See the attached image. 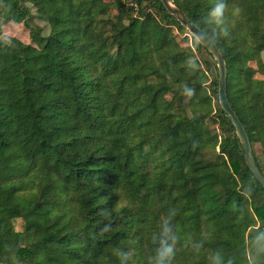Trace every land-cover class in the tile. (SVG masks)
<instances>
[{"label": "trees", "instance_id": "trees-1", "mask_svg": "<svg viewBox=\"0 0 264 264\" xmlns=\"http://www.w3.org/2000/svg\"><path fill=\"white\" fill-rule=\"evenodd\" d=\"M110 1L0 0L3 24L50 26L32 30L38 47L0 38V264H119L117 247L147 264L168 214L173 264H208L213 250L264 264L252 246L264 188L219 103L217 62L196 39L181 47L186 28L161 0ZM171 1L220 49L264 176V0H224L227 35L208 22L216 0ZM190 49L211 59L209 87Z\"/></svg>", "mask_w": 264, "mask_h": 264}, {"label": "clouds", "instance_id": "clouds-1", "mask_svg": "<svg viewBox=\"0 0 264 264\" xmlns=\"http://www.w3.org/2000/svg\"><path fill=\"white\" fill-rule=\"evenodd\" d=\"M225 3L224 0H216L214 6L209 10L208 22L216 27L214 33L219 32L227 35L224 17ZM184 92L191 96L193 89L185 88ZM109 230L108 226L103 228L104 232ZM176 232L172 223V215L160 216L157 220L156 230L150 235L151 249L147 257V264H173L176 256ZM252 246L257 253L264 252V231H259L253 237ZM199 245H197V248ZM115 255L118 257L119 264H131L133 258L132 249L115 248ZM208 264H232V261L225 260L219 250L209 252Z\"/></svg>", "mask_w": 264, "mask_h": 264}, {"label": "water", "instance_id": "water-1", "mask_svg": "<svg viewBox=\"0 0 264 264\" xmlns=\"http://www.w3.org/2000/svg\"><path fill=\"white\" fill-rule=\"evenodd\" d=\"M162 4L169 12V14L175 16L179 23L184 26L214 57L217 62V68L219 73V103L223 111L230 117L237 134L240 138L244 149L245 161L249 169L252 171L257 181L264 188V176L259 170L252 153L251 143L247 134V131L242 124L241 120L233 110L228 97H227V68L220 49L214 44V42L202 32L194 23H192L185 15V13L173 4L171 0H161Z\"/></svg>", "mask_w": 264, "mask_h": 264}, {"label": "rangeland", "instance_id": "rangeland-1", "mask_svg": "<svg viewBox=\"0 0 264 264\" xmlns=\"http://www.w3.org/2000/svg\"><path fill=\"white\" fill-rule=\"evenodd\" d=\"M106 8H109L112 4L110 0H106ZM32 13L35 15L36 11L32 8ZM30 25L27 26L22 21H12L7 24H3L2 21H0V38L4 42H9L12 39H17L21 41L22 43L26 45H30L33 47H38L36 45V41L34 40V35L32 33V30H39L41 32V35L44 37H47L50 33V26L47 21L40 19L39 17H33L32 22L29 23ZM174 34L176 35V39L183 48H188L193 46V41L196 39L187 29L185 35H180L176 30H174ZM197 40V39H196ZM188 54L190 57V60L192 61H199L202 64V71L207 76V79L205 80V86L209 87V85L212 82V77L210 73L206 72V66L204 64V61L211 60L210 57L204 52V51H196L194 49L188 50ZM214 58V57H213ZM264 59V56H263ZM215 60V59H214ZM250 66L256 69L257 65L254 62L250 63ZM256 78L264 79L261 75H256ZM217 130V132L220 134L218 129L215 127L212 128V130ZM218 151V150H217ZM255 153L257 155V158L264 168V156L262 154V148L260 145H255ZM15 228L19 232H23L24 230V222L22 219L16 218L13 220Z\"/></svg>", "mask_w": 264, "mask_h": 264}]
</instances>
